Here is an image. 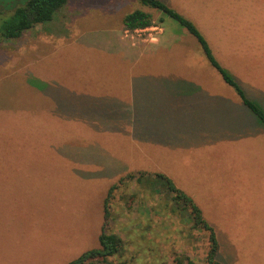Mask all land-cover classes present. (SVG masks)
Returning a JSON list of instances; mask_svg holds the SVG:
<instances>
[{
    "label": "rangeland",
    "instance_id": "rangeland-1",
    "mask_svg": "<svg viewBox=\"0 0 264 264\" xmlns=\"http://www.w3.org/2000/svg\"><path fill=\"white\" fill-rule=\"evenodd\" d=\"M161 1L264 106V0ZM27 2L0 0V29ZM135 10L162 13L139 0H69L0 42V264H70L98 249L107 199L109 230L124 240L113 264H209L208 233L151 189L157 174L202 211L219 262L264 264V125L216 70L200 69L199 43L166 15L180 37L133 60L119 35Z\"/></svg>",
    "mask_w": 264,
    "mask_h": 264
},
{
    "label": "trees",
    "instance_id": "trees-1",
    "mask_svg": "<svg viewBox=\"0 0 264 264\" xmlns=\"http://www.w3.org/2000/svg\"><path fill=\"white\" fill-rule=\"evenodd\" d=\"M68 1L69 0H28L25 6L16 9L10 17L5 19L0 29V42L20 39L24 33L31 31L39 25L51 22L56 14L66 6ZM139 1L146 7L162 12L184 27L188 33L197 40L210 65L221 75L224 82L236 91L243 105L264 125V106L261 102L248 97L247 92L235 80L234 76H231L220 64L205 36L192 21L170 8L161 0ZM123 25L127 31L134 32L136 30L151 27L153 25V19L150 13L143 10H135L123 18ZM134 176L135 175L130 174L120 181L122 183L125 180H134ZM142 177H145V174H142L137 181L141 182ZM146 182L151 186L152 190L158 192L164 190L169 194L171 198L170 206L174 213L187 212L193 228H198L208 233L209 252L207 262L209 264H222L218 260L220 245L215 230L204 219L202 211L197 207L193 199L182 190L178 189L173 181L165 175H154L152 181L149 177H146ZM115 188V186L111 187L108 198ZM107 202L108 199L105 202V222L99 238V248L83 254L70 264H113L111 258L123 252L124 240L118 234L109 230L110 213ZM185 262L187 264H194L189 258H186ZM179 264H183L182 261Z\"/></svg>",
    "mask_w": 264,
    "mask_h": 264
},
{
    "label": "crops",
    "instance_id": "crops-1",
    "mask_svg": "<svg viewBox=\"0 0 264 264\" xmlns=\"http://www.w3.org/2000/svg\"><path fill=\"white\" fill-rule=\"evenodd\" d=\"M145 12L150 13L152 16V19H153V25L147 29L156 27V28H158V31L154 32L151 36H149L147 34V32L145 31L146 29L145 30H137L139 32L134 31L132 34V35H134V37H133L134 39L133 38L131 39V38L127 37V35L125 36V33H129V31H127L124 28V25H122V32L119 35V40L121 42H126L127 44H129V49L133 51L132 56H133V60H135V61L140 59L145 52L152 54L158 50L163 49V47H169L176 40V38L180 37L179 35L175 34L174 32H173V34L168 33L164 29L163 24L166 21V18H165V15L163 13H160L159 15H157L158 13H156V15H154V13H152L148 10H145ZM156 16H157V18H156ZM167 34H169V35H167ZM192 53L195 57L196 56V49ZM199 59H200L201 64H199L198 62L197 63L199 65L200 69H203V68L208 69V68L212 67L210 65V63L208 62V60H207L208 63H204L203 57L199 56ZM128 77L131 78V75H128ZM118 112H119L118 109H115V110L111 109L108 111H106L105 109H101L99 111L98 116L99 117L106 116V118H104V119H113V118H115V116H117Z\"/></svg>",
    "mask_w": 264,
    "mask_h": 264
},
{
    "label": "built area",
    "instance_id": "built-area-1",
    "mask_svg": "<svg viewBox=\"0 0 264 264\" xmlns=\"http://www.w3.org/2000/svg\"><path fill=\"white\" fill-rule=\"evenodd\" d=\"M142 30H145V29H142ZM145 31L148 33L149 36H151L154 32L158 31V28H156V27H154V28H150V29H147V28H146ZM136 32H139V31L136 30ZM129 33H130V32H129ZM129 33H128V34H129Z\"/></svg>",
    "mask_w": 264,
    "mask_h": 264
}]
</instances>
